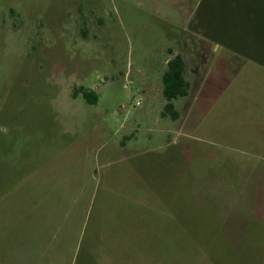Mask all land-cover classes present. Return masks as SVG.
<instances>
[{"label": "rangeland", "instance_id": "374dc122", "mask_svg": "<svg viewBox=\"0 0 264 264\" xmlns=\"http://www.w3.org/2000/svg\"><path fill=\"white\" fill-rule=\"evenodd\" d=\"M0 264H264L259 0H0Z\"/></svg>", "mask_w": 264, "mask_h": 264}, {"label": "trees", "instance_id": "16d2710c", "mask_svg": "<svg viewBox=\"0 0 264 264\" xmlns=\"http://www.w3.org/2000/svg\"><path fill=\"white\" fill-rule=\"evenodd\" d=\"M264 7V0H259ZM184 62L180 55L174 56L166 63V69L161 76L162 96L166 104L163 115L175 119L176 112L173 101L185 97L189 90V83L184 79Z\"/></svg>", "mask_w": 264, "mask_h": 264}]
</instances>
